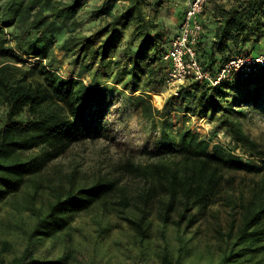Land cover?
<instances>
[{
	"label": "trees",
	"instance_id": "1",
	"mask_svg": "<svg viewBox=\"0 0 264 264\" xmlns=\"http://www.w3.org/2000/svg\"><path fill=\"white\" fill-rule=\"evenodd\" d=\"M87 1L0 0V203L18 194L29 179L72 145L106 136L109 110L125 91L130 94L125 102L138 117L154 122L159 116L161 120L159 138L137 151L149 162L125 163L128 171L143 180L138 193L141 216L127 221L146 238L147 208L159 199L163 223L168 224L177 213L178 227L183 221L192 227L198 219L191 212L214 203L225 172L261 175L264 161L244 160L190 129L176 136L171 116H218L216 131H223L235 146L256 150L240 118L248 108L264 110V71L233 76L216 86L188 78L166 99L162 110L156 109L150 94L159 92L167 81L170 63L163 57L172 39L155 14L168 0H101L90 18L105 23L88 35L76 33L77 17ZM122 1L126 5L117 12ZM210 4L208 0L199 15L202 31L196 55L203 70L215 78L231 59L264 51H259L264 40V0ZM56 48L78 68L75 79L53 68ZM85 74L91 75L89 83L82 80ZM142 75L148 89L135 95ZM102 77L111 79L112 86L100 83ZM117 85L122 87L119 92ZM116 188L115 180L97 179L55 193L45 211H36L21 254L0 258L1 263L69 264L66 255L55 259L37 255V244L67 230L78 213L91 210ZM242 214L237 240L249 249L257 245L250 250L264 251V195L245 203ZM0 244L6 249L7 241ZM241 256L230 251L212 264H243L236 261ZM162 264L183 263L164 256Z\"/></svg>",
	"mask_w": 264,
	"mask_h": 264
},
{
	"label": "rangeland",
	"instance_id": "2",
	"mask_svg": "<svg viewBox=\"0 0 264 264\" xmlns=\"http://www.w3.org/2000/svg\"><path fill=\"white\" fill-rule=\"evenodd\" d=\"M212 2L227 4L228 0H211L209 7H212ZM100 3L101 0L87 1L77 17L80 26H77L76 33L88 35L104 25L103 19L90 18L91 11ZM125 5L126 2H119L116 11H121ZM187 7L188 0H168L155 14L156 22L162 25L170 39L177 34ZM262 50L264 40L260 42L259 51ZM55 57L53 68L61 76L75 79L78 68L72 59L58 48L55 49ZM82 80L89 83L91 75L85 74ZM99 82L112 86L111 79L105 77ZM146 85L147 80L142 75L135 95L148 89ZM116 87L118 92L122 89L121 86ZM178 87L176 83H163L159 92L150 94L153 106L162 110L166 99L175 95ZM156 94L163 96L160 107L154 101ZM128 95L129 92L123 91L122 95L116 96L106 119L109 129L106 136L72 145L42 172L29 179L18 194L0 203V243L7 241L4 250L0 244V258L10 259L21 254L27 245V233L35 221L36 211H45L55 193L71 184L89 185L97 179H112L117 182L113 194L91 210L78 213L67 230L37 244L36 254L48 259L66 255L69 264H162L164 256L173 261L181 260L183 264H212L233 251L242 255L236 260L239 263L264 264L263 250H250L257 245L249 249L237 240L243 205L254 196L264 195V174L225 172L222 188L214 203L204 210L197 207L191 212L198 219L192 227L188 228L186 221L178 227L175 224L179 219L177 213L172 214L168 224L163 223L159 199L153 200L147 208L146 238H141L129 224L127 219L141 216L138 193L143 188V180L128 171L125 163L149 162L137 151L152 146L159 138L161 120L159 116L154 122L138 117L130 103L125 102ZM171 117V130L176 136L190 129L200 138L210 140L211 145L232 149L244 160L264 161L261 157L264 155V110L260 108H248L246 116L240 118L243 130L257 144L256 150L235 146L223 131H216L218 116L209 119L173 113ZM0 264H3L1 260Z\"/></svg>",
	"mask_w": 264,
	"mask_h": 264
},
{
	"label": "built area",
	"instance_id": "3",
	"mask_svg": "<svg viewBox=\"0 0 264 264\" xmlns=\"http://www.w3.org/2000/svg\"><path fill=\"white\" fill-rule=\"evenodd\" d=\"M208 0H188V7L182 17L179 30L171 40V46L163 59L170 63L167 81L183 84L193 77L199 81H208L212 86L230 77H247L252 73L264 71V51L248 57H235L226 63L213 78L205 72L198 62L196 45L202 31L199 15Z\"/></svg>",
	"mask_w": 264,
	"mask_h": 264
},
{
	"label": "bare ground",
	"instance_id": "4",
	"mask_svg": "<svg viewBox=\"0 0 264 264\" xmlns=\"http://www.w3.org/2000/svg\"><path fill=\"white\" fill-rule=\"evenodd\" d=\"M154 101L156 106L160 107L163 103V96L161 94L154 95Z\"/></svg>",
	"mask_w": 264,
	"mask_h": 264
}]
</instances>
